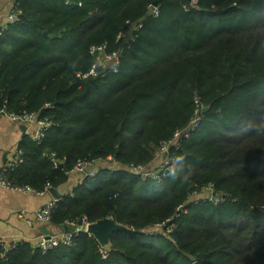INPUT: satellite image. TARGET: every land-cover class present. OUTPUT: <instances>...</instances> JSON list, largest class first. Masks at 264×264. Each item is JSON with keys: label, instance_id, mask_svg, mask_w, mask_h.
<instances>
[{"label": "trees", "instance_id": "trees-1", "mask_svg": "<svg viewBox=\"0 0 264 264\" xmlns=\"http://www.w3.org/2000/svg\"><path fill=\"white\" fill-rule=\"evenodd\" d=\"M154 1L160 15L123 45L118 72L76 77L94 62L92 46L118 50L127 21ZM82 2L25 0L0 38V107L55 122L42 143L21 141L24 161L8 173L14 185L59 186L83 159L150 164L197 103L209 110L168 178L100 169L57 202L53 227L107 216L126 225L108 249L83 231L45 254L21 244L0 264H264V0ZM210 185L224 202L194 200Z\"/></svg>", "mask_w": 264, "mask_h": 264}, {"label": "built area", "instance_id": "built-area-1", "mask_svg": "<svg viewBox=\"0 0 264 264\" xmlns=\"http://www.w3.org/2000/svg\"><path fill=\"white\" fill-rule=\"evenodd\" d=\"M23 1L25 0H14L11 9L8 12L6 20L0 23V38L10 28L11 25H14L20 20V16L22 14V8L20 5ZM65 4L77 5L80 7L83 5V2L82 0H65ZM192 5L196 7L197 0H192ZM160 13V5H154L153 3H150L147 12L144 14L140 21L136 23L127 21V25L129 26L130 31H127L128 33L124 31L117 36V41L120 43V48L118 50H108L107 43L92 46L90 48V53L95 57L94 62L88 70L78 71L76 73V77L79 79H87L91 76H105L108 71L118 72L119 66L121 64V49L123 45L130 41L136 40L138 33L144 26V21L146 18H149V16L158 17ZM203 107L204 106L201 105V103H197L195 113L191 117L189 123L185 127L177 129L169 140H165L161 143L159 153L157 154L155 160L152 163L130 164L128 166L123 167L121 165H117L110 156L106 159L98 160L83 159L78 160L71 173H78L83 177H85L86 175L94 177L100 169H107L110 170L111 173H113L122 167V169L127 171L129 174L140 177L142 180H152L155 182H161L170 176L171 171L176 162L175 152L177 149H179L181 142L184 139L190 138L200 126L202 118L201 115L203 114ZM43 108L51 110L53 108V104L45 103ZM3 115L10 117L14 121H21L23 123L33 125L35 127L34 130H32L27 136L31 141L35 143H42L47 137V133L49 132V130L52 129V127L55 125V122L50 117L41 116L40 112L24 110L22 112L16 113L8 111L5 105L3 107H0V117ZM50 159L55 166H60V162L55 158V154H52L50 156ZM156 160V164H153ZM23 161L24 152L20 147H17L14 151L13 157L9 161H7L2 168H0V186L16 190L32 191L36 193L47 191L48 187H46L44 191H37L36 189L28 185H14L9 180L8 173L17 169L23 163ZM83 179L80 180L78 184H81L83 182ZM72 189L73 188L69 189L67 191V194L73 196L74 194L72 192ZM198 195H205L206 198H208L215 204H218L222 201L224 202L226 200V194H217L216 192H214L211 185L209 186V188L203 189V191L200 192ZM115 196H117V194H115ZM57 202V200H53L51 202L46 203L44 206H42L33 213L34 216L32 218H26V211L21 210L19 213L20 217L26 219L30 225H33L35 222L50 223L51 215L57 207ZM88 223L89 222H87V220L83 218L78 223L74 221L67 223L73 228V231L71 232L61 231L58 233L42 235L39 240L35 243L33 251L45 254L48 251L57 247L73 245L75 237L80 232H88ZM166 226L167 223L156 224L155 230H158L160 228L165 230ZM25 243L27 242L21 241L17 243L14 242L11 244L0 242V260L6 259L10 251L16 249L19 245ZM101 251L103 253V257L106 258V250L102 249Z\"/></svg>", "mask_w": 264, "mask_h": 264}, {"label": "crops", "instance_id": "crops-1", "mask_svg": "<svg viewBox=\"0 0 264 264\" xmlns=\"http://www.w3.org/2000/svg\"><path fill=\"white\" fill-rule=\"evenodd\" d=\"M13 2L14 0H0V23L6 20ZM34 128L33 125L14 121L8 116L0 117V168L13 157L15 149ZM156 162L157 160L153 164ZM83 178L78 173H70L71 184L68 190ZM53 200L55 199L48 191L36 193L0 186V242L11 244L26 241L34 247L42 235L61 232L60 228L53 227L51 223L35 222L30 225L19 214L21 210H25L26 218H32L36 210Z\"/></svg>", "mask_w": 264, "mask_h": 264}, {"label": "water", "instance_id": "water-1", "mask_svg": "<svg viewBox=\"0 0 264 264\" xmlns=\"http://www.w3.org/2000/svg\"><path fill=\"white\" fill-rule=\"evenodd\" d=\"M158 5V1L153 2ZM46 33V32H45ZM209 110V106H204L203 113ZM60 166L63 164L60 163ZM71 184L70 179L59 186H48L47 191L57 201L64 199L67 196L68 188ZM62 231L71 232L73 228L69 224L59 227ZM128 229L126 225L116 222L112 216H107L95 222H90L87 225V231L97 240L103 249H108L111 246V236L115 231Z\"/></svg>", "mask_w": 264, "mask_h": 264}, {"label": "rangeland", "instance_id": "rangeland-1", "mask_svg": "<svg viewBox=\"0 0 264 264\" xmlns=\"http://www.w3.org/2000/svg\"><path fill=\"white\" fill-rule=\"evenodd\" d=\"M203 196H205V195H203ZM194 199V198H193ZM194 200H201V195H198V196H195V199ZM157 230V229H156ZM158 232H162L163 231V229L162 228H160V229H158L157 230Z\"/></svg>", "mask_w": 264, "mask_h": 264}]
</instances>
